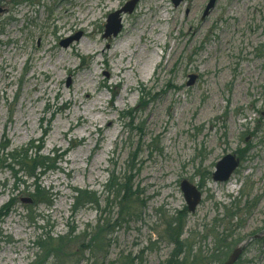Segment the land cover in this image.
Listing matches in <instances>:
<instances>
[{
    "label": "rangeland",
    "instance_id": "obj_1",
    "mask_svg": "<svg viewBox=\"0 0 264 264\" xmlns=\"http://www.w3.org/2000/svg\"><path fill=\"white\" fill-rule=\"evenodd\" d=\"M128 1L0 0V154L32 141L56 159L37 180L52 204L30 218L35 178L14 189L0 163V208L17 195L0 217V264H51L34 242L70 230L78 238L65 252L84 251L104 237V219L109 245L96 264H161L173 250L164 219L186 206L182 180L202 191L182 237L195 228V247L209 252L210 228L230 233L244 248L236 264H264V0H216L206 14L209 0H137L104 37L108 14ZM227 153L240 165L215 182ZM111 173L138 189L136 214L120 215L104 188ZM74 189L98 205L72 211ZM223 205L237 214L227 219ZM79 257L66 264H86Z\"/></svg>",
    "mask_w": 264,
    "mask_h": 264
},
{
    "label": "trees",
    "instance_id": "obj_2",
    "mask_svg": "<svg viewBox=\"0 0 264 264\" xmlns=\"http://www.w3.org/2000/svg\"><path fill=\"white\" fill-rule=\"evenodd\" d=\"M6 145L2 147V152L0 154V163L7 170L10 171L12 179H14V189H17L19 184H25V180H22L21 177L25 178H35L29 194L30 205H27V216L30 218L32 214V207L44 204L46 206H50L52 204L53 194L49 193V191L45 190L38 183V175L44 174L46 171L55 168L56 159L51 156H44L39 154L40 146H34L32 141L26 143L25 145L12 149L8 152H4L3 148H7ZM35 147L34 153H32ZM7 162V163H6ZM210 174L207 173L202 179L209 178ZM1 186H5V184H0ZM28 185L25 186V192H28ZM104 188L107 190V193L113 194V202H115L119 206V213L122 217H129L135 212L134 203L139 202L136 200V194H138V189L133 190L131 185L130 177L126 174L123 175L122 178L118 176L114 177L113 173L110 174L108 181L104 184ZM75 195L73 196V203L71 206L72 211L77 210L80 207L84 206H97L98 198L96 193L87 189H74ZM17 201V195L11 194L8 202L0 208V217L5 216L11 211L14 206V203ZM227 205H223V216L227 219H231L237 213L232 212V209H227ZM237 208V207H234ZM187 218V210L185 206L182 210L175 211V213L169 217H165L162 236L166 239L168 243L173 245V250L168 259L162 261L161 264H222V262L226 259L227 255L235 248L238 242L230 239V233L221 235L216 234V232L212 231L213 228L208 230V233L213 236V247L208 252L202 250L200 247H195V239L200 237L198 231L196 229H189L187 232L185 231L186 236L182 237L184 234V227L186 224ZM104 224L99 226L97 229V233H103L104 237L96 236L92 237L91 244H86V248L84 251L79 249L78 251L73 252H65V248L74 242L76 238H78L77 234L72 238L70 230L66 235L58 236L57 238H52L48 234L45 238L38 237L34 244L40 246L44 253H47V256H51L53 262L51 264H66L67 260L66 255L69 257H73L75 255H79L80 257L76 260V262L80 260H86V264L91 262L90 264H96L97 260L95 259L96 252L104 251L109 245L108 240L105 236L110 233L111 227L108 225L107 220L104 219ZM214 225H218V222H213ZM228 232V231H227ZM221 235V236H220ZM80 236V235H79ZM82 236V235H81ZM87 237L84 234V238ZM201 238H205L204 236ZM83 241V239H82ZM88 250L89 257L83 259L82 254ZM46 256V257H47ZM105 255L102 253V258ZM37 262V261H36ZM44 262H41L43 264ZM35 264V262L30 263ZM119 264H127V263H119Z\"/></svg>",
    "mask_w": 264,
    "mask_h": 264
},
{
    "label": "water",
    "instance_id": "obj_3",
    "mask_svg": "<svg viewBox=\"0 0 264 264\" xmlns=\"http://www.w3.org/2000/svg\"><path fill=\"white\" fill-rule=\"evenodd\" d=\"M181 0H172L174 6L178 5ZM216 0H209V3L206 6L205 14L208 12L210 8L213 7ZM137 0L128 1L123 7L119 10H116L110 13L107 16V22L104 30V37L116 36L121 29V17L120 14L122 12H132ZM76 37L70 38L67 40L66 45ZM239 160L235 157L234 154H226L224 155L215 165V169L211 174V178L215 182H225L227 181L234 170L238 167ZM180 189L183 193L187 210L190 212H194L196 206L199 204L201 200V192L197 189V187L191 184L187 180H182L180 183ZM26 202H29V199H26ZM242 252V248H235L228 256L227 260L223 264H233L239 257Z\"/></svg>",
    "mask_w": 264,
    "mask_h": 264
},
{
    "label": "bare ground",
    "instance_id": "obj_4",
    "mask_svg": "<svg viewBox=\"0 0 264 264\" xmlns=\"http://www.w3.org/2000/svg\"><path fill=\"white\" fill-rule=\"evenodd\" d=\"M164 12V10L162 11V13ZM162 16V18H166V15H161ZM109 47V46H108ZM102 53H105V50H103L102 51ZM152 65L149 63L148 64V67H147V69L149 70V68L151 67ZM126 69H129V70H132V68L130 67V66H128V65H126V66H124ZM72 75V73L70 74V76ZM108 123H110L111 121L110 120H108L107 121Z\"/></svg>",
    "mask_w": 264,
    "mask_h": 264
}]
</instances>
